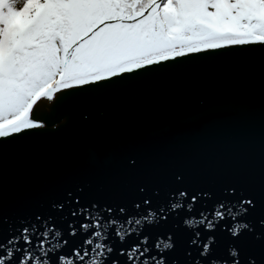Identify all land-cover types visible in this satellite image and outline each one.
<instances>
[{
	"label": "water",
	"instance_id": "water-1",
	"mask_svg": "<svg viewBox=\"0 0 264 264\" xmlns=\"http://www.w3.org/2000/svg\"><path fill=\"white\" fill-rule=\"evenodd\" d=\"M158 61L54 89L56 99L34 108L43 128L0 139V243L47 223L69 241L67 253L98 213L115 222L108 264H133L136 244L148 249L136 264H233L232 249L240 264H264V46L223 42ZM226 209L235 217L217 221ZM238 224L248 228L237 241Z\"/></svg>",
	"mask_w": 264,
	"mask_h": 264
},
{
	"label": "snow or ice",
	"instance_id": "snow-or-ice-1",
	"mask_svg": "<svg viewBox=\"0 0 264 264\" xmlns=\"http://www.w3.org/2000/svg\"><path fill=\"white\" fill-rule=\"evenodd\" d=\"M221 40L230 46H264V0H24L20 8L12 0H0V139L43 128L34 106L38 109L41 99H56L54 89L100 84L131 74L133 68L151 67L157 57L158 63L167 62L169 53L179 57L184 49L195 53L205 45L217 50ZM226 215L235 217L230 209L214 213L217 221ZM88 217L80 225L89 236L83 242L87 247L64 253L69 241L59 229L44 223L41 231L33 224L0 243V264H108L113 249L104 241L115 222L98 213ZM205 221L202 217L196 223ZM206 226L212 229L215 223ZM247 228L238 224L230 233L238 241ZM116 231L124 242L129 229L121 225ZM69 235L75 237L76 230ZM147 251L136 244L128 259L136 264L137 255L144 257ZM231 255L233 264H240L235 249Z\"/></svg>",
	"mask_w": 264,
	"mask_h": 264
},
{
	"label": "bare ground",
	"instance_id": "bare-ground-1",
	"mask_svg": "<svg viewBox=\"0 0 264 264\" xmlns=\"http://www.w3.org/2000/svg\"><path fill=\"white\" fill-rule=\"evenodd\" d=\"M223 42H228V41H227V40H221V41H219V43H223ZM204 46H205V45H201L200 48H201V47H204ZM186 51H189V50H188V49H184V52H186ZM173 54H175V53H169L168 55H173ZM157 58H158V57H157ZM157 58H156V59H157ZM61 87H63V86H61ZM34 108H35V106H34Z\"/></svg>",
	"mask_w": 264,
	"mask_h": 264
},
{
	"label": "trees",
	"instance_id": "trees-1",
	"mask_svg": "<svg viewBox=\"0 0 264 264\" xmlns=\"http://www.w3.org/2000/svg\"><path fill=\"white\" fill-rule=\"evenodd\" d=\"M24 0H20V3L18 5H15V7L20 8L23 6ZM211 10V9H210Z\"/></svg>",
	"mask_w": 264,
	"mask_h": 264
},
{
	"label": "clouds",
	"instance_id": "clouds-1",
	"mask_svg": "<svg viewBox=\"0 0 264 264\" xmlns=\"http://www.w3.org/2000/svg\"><path fill=\"white\" fill-rule=\"evenodd\" d=\"M12 2L15 4V5H18L20 3V0H12Z\"/></svg>",
	"mask_w": 264,
	"mask_h": 264
}]
</instances>
